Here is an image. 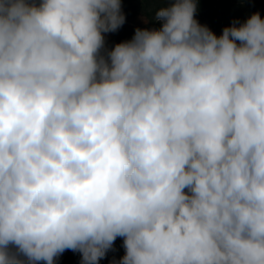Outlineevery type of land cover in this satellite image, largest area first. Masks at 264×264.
<instances>
[{
    "label": "clouds",
    "instance_id": "1",
    "mask_svg": "<svg viewBox=\"0 0 264 264\" xmlns=\"http://www.w3.org/2000/svg\"><path fill=\"white\" fill-rule=\"evenodd\" d=\"M196 0H0V264H264V18Z\"/></svg>",
    "mask_w": 264,
    "mask_h": 264
},
{
    "label": "trees",
    "instance_id": "2",
    "mask_svg": "<svg viewBox=\"0 0 264 264\" xmlns=\"http://www.w3.org/2000/svg\"><path fill=\"white\" fill-rule=\"evenodd\" d=\"M197 12L195 19L206 25L217 36L222 34L224 27L231 26L233 20L245 21L252 13L259 12L264 18V0H196ZM39 3V0H37ZM171 0H121L122 11L126 17L125 23L110 38L105 37L106 48L130 40L136 28L159 29L162 22L154 19L155 13L162 7H167ZM139 17L147 19L146 24H135ZM123 239L118 237L114 243V251H109L99 264H112L124 255ZM55 264H81V254L66 250Z\"/></svg>",
    "mask_w": 264,
    "mask_h": 264
},
{
    "label": "rangeland",
    "instance_id": "3",
    "mask_svg": "<svg viewBox=\"0 0 264 264\" xmlns=\"http://www.w3.org/2000/svg\"><path fill=\"white\" fill-rule=\"evenodd\" d=\"M148 21L144 17H139L135 20V24L141 25V24H146ZM113 33H106L104 34L106 38H110Z\"/></svg>",
    "mask_w": 264,
    "mask_h": 264
}]
</instances>
